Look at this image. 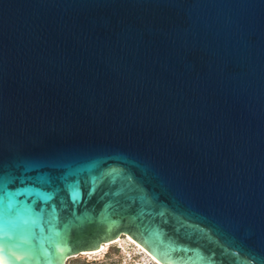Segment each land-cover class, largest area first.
Segmentation results:
<instances>
[{"label": "water", "instance_id": "95a60500", "mask_svg": "<svg viewBox=\"0 0 264 264\" xmlns=\"http://www.w3.org/2000/svg\"><path fill=\"white\" fill-rule=\"evenodd\" d=\"M119 234L264 264V0H0V261Z\"/></svg>", "mask_w": 264, "mask_h": 264}, {"label": "rangeland", "instance_id": "374dc122", "mask_svg": "<svg viewBox=\"0 0 264 264\" xmlns=\"http://www.w3.org/2000/svg\"><path fill=\"white\" fill-rule=\"evenodd\" d=\"M126 236L119 237V242L111 244L109 246H105L99 253L90 254V255H79L75 258L77 260L76 264H137L142 261L143 256L141 258H135L132 260H128L125 258V254H132L139 252L137 247L132 246L131 243L125 240ZM121 246V248H119ZM108 247H116L118 249L117 252L107 251ZM107 251V254L105 253ZM143 261H146V257H144ZM66 262V261H65ZM147 262V261H146ZM148 263V262H147ZM65 264V263H64Z\"/></svg>", "mask_w": 264, "mask_h": 264}, {"label": "flooded vegetation", "instance_id": "af4514ba", "mask_svg": "<svg viewBox=\"0 0 264 264\" xmlns=\"http://www.w3.org/2000/svg\"><path fill=\"white\" fill-rule=\"evenodd\" d=\"M121 236H124V235H123V234H119V236H117V237L119 238V237H121ZM125 236H126L125 240H126L127 242L131 243L132 246L137 247L139 253L143 256V259H144L146 253H145V252L143 253V251H142L138 246H136L133 242H131L130 240H128L126 234H125ZM135 242H136V241H135ZM116 243H117V242H116ZM111 244H114V243H111V241L103 242V243H101V244L99 245V246H100V249H98V250H94V251H82V252H80V254H77V255H75L74 257L79 256V255H90V254H93V253H94V254L99 253V252H100L105 246H109V245H111ZM119 248H121V246H119ZM143 259H142V261H143ZM147 264H148V263H147ZM153 264H157V263H154V262H153Z\"/></svg>", "mask_w": 264, "mask_h": 264}, {"label": "bare ground", "instance_id": "6f19581e", "mask_svg": "<svg viewBox=\"0 0 264 264\" xmlns=\"http://www.w3.org/2000/svg\"><path fill=\"white\" fill-rule=\"evenodd\" d=\"M127 235V234H126ZM127 239L130 240L131 242H133L136 246H138L142 251L143 253L145 252L146 255V261L148 262V264H153L154 263H157V264H161L155 257H153L148 251H146L142 246H140L137 242H135L131 237H129L127 235ZM119 238L116 237L114 240H111V243H116V242H119ZM99 249H100V246H99ZM98 250V249H97ZM94 254V253H93ZM75 255H71L69 257H74ZM67 256L64 258V260H66ZM64 260L62 262V264L64 263ZM145 262V261H144ZM146 263V262H145ZM4 264V263H3Z\"/></svg>", "mask_w": 264, "mask_h": 264}, {"label": "trees", "instance_id": "16d2710c", "mask_svg": "<svg viewBox=\"0 0 264 264\" xmlns=\"http://www.w3.org/2000/svg\"><path fill=\"white\" fill-rule=\"evenodd\" d=\"M107 251L117 252L118 249L116 247H108ZM107 251L105 252L107 254ZM77 260L75 258H69L66 260L65 264H76Z\"/></svg>", "mask_w": 264, "mask_h": 264}, {"label": "built area", "instance_id": "2783aa9c", "mask_svg": "<svg viewBox=\"0 0 264 264\" xmlns=\"http://www.w3.org/2000/svg\"><path fill=\"white\" fill-rule=\"evenodd\" d=\"M125 258L128 259V260H132V259H135V258H141V254L139 252L132 253V254H125ZM145 262L144 261H140V263H137V264H147V262L146 263Z\"/></svg>", "mask_w": 264, "mask_h": 264}, {"label": "snow or ice", "instance_id": "6c2138e0", "mask_svg": "<svg viewBox=\"0 0 264 264\" xmlns=\"http://www.w3.org/2000/svg\"><path fill=\"white\" fill-rule=\"evenodd\" d=\"M13 206H14L13 203H10V204H9V209L11 210V209L13 208ZM0 264H3V262L0 261Z\"/></svg>", "mask_w": 264, "mask_h": 264}]
</instances>
